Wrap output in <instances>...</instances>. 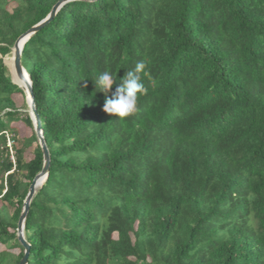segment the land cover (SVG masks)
I'll use <instances>...</instances> for the list:
<instances>
[{
    "label": "trees",
    "instance_id": "16d2710c",
    "mask_svg": "<svg viewBox=\"0 0 264 264\" xmlns=\"http://www.w3.org/2000/svg\"><path fill=\"white\" fill-rule=\"evenodd\" d=\"M57 1L0 0V264L43 167L4 58ZM141 60L137 112L105 113L96 76ZM21 62L49 153L27 264H264V0H71Z\"/></svg>",
    "mask_w": 264,
    "mask_h": 264
},
{
    "label": "water",
    "instance_id": "95a60500",
    "mask_svg": "<svg viewBox=\"0 0 264 264\" xmlns=\"http://www.w3.org/2000/svg\"><path fill=\"white\" fill-rule=\"evenodd\" d=\"M71 1V0H58L51 8L49 13L46 15L45 18L40 20L38 23L35 25L31 26L29 29H27L25 32L20 34L18 38L15 40L14 45L12 47V68L14 72L16 73L17 77L24 82L25 86V94L27 97V102L29 106V113L31 116V119L33 120L34 126H35V134L38 138L39 145L42 149L43 152V167L39 173H37L32 180L29 190L26 194V197L23 201V205L21 208V211L18 216V221H17V228H16V235L18 238L19 243L23 247V256L21 257L20 261L18 264H27V258L29 254V243L26 241L25 236H24V221H25V216L28 211L30 201L33 198L37 187L41 186L45 178L47 177L48 173V166H49V153L48 149L46 146L45 139L42 135L41 131V124L39 120V116L37 114L36 108L34 106V101H33V94L31 91V86H30V80L28 73L26 72L25 68L22 65L21 62V50L26 42V40L34 34L38 29L43 27L45 24H47L55 15V13L58 11V9L66 2ZM93 1V0H89ZM12 81L16 83L13 79ZM18 84V83H16ZM19 85V84H18ZM24 89V88H23Z\"/></svg>",
    "mask_w": 264,
    "mask_h": 264
},
{
    "label": "clouds",
    "instance_id": "9594fccd",
    "mask_svg": "<svg viewBox=\"0 0 264 264\" xmlns=\"http://www.w3.org/2000/svg\"><path fill=\"white\" fill-rule=\"evenodd\" d=\"M145 68L146 63L141 60L136 63L134 68L127 70L122 78L118 79L117 73L113 74L107 70L96 76L93 81L95 90L105 94L103 105L105 113L126 119L137 112L139 97L147 94L148 91L141 75L142 73L147 75ZM114 84L115 88L113 89Z\"/></svg>",
    "mask_w": 264,
    "mask_h": 264
},
{
    "label": "rangeland",
    "instance_id": "374dc122",
    "mask_svg": "<svg viewBox=\"0 0 264 264\" xmlns=\"http://www.w3.org/2000/svg\"><path fill=\"white\" fill-rule=\"evenodd\" d=\"M13 6H14V3H12L9 7L11 8ZM10 56L11 55L5 56V58H4L5 61H6V58L10 57ZM10 71H11V68H10ZM11 76H12V73H11ZM20 88L22 89L23 94L22 93H15L13 95V99L15 100L16 105L20 109L23 110L24 109L23 108L24 107V103L26 102L27 106H28V102H27V97H26L24 89L22 87H20ZM27 110H29V106H28ZM32 122H33V120H32ZM12 126L17 129L18 137L21 138V139L24 138V137H29V136L32 135V133L35 132L34 123H33V127H30V126L26 125L25 123H23L22 121H18V122H13ZM37 144H39L38 140L33 142V144L26 150L25 157H26L27 160H29L33 156V149L36 147ZM2 205H3V203H2V201H0V207ZM8 210L11 211L12 208L8 207ZM5 250H9V249H7L4 245H0V252L5 251ZM9 251L13 252L14 254H17V253H19L20 249L19 248H14V249H11Z\"/></svg>",
    "mask_w": 264,
    "mask_h": 264
},
{
    "label": "bare ground",
    "instance_id": "6f19581e",
    "mask_svg": "<svg viewBox=\"0 0 264 264\" xmlns=\"http://www.w3.org/2000/svg\"><path fill=\"white\" fill-rule=\"evenodd\" d=\"M6 63L10 66L11 68V73H12V78L13 80L19 84L20 87L24 88L25 90V86H24V82L23 80L19 79L16 75V73L14 72L13 68H12V55L10 57H8L6 59ZM26 91V90H25ZM38 188V187H37Z\"/></svg>",
    "mask_w": 264,
    "mask_h": 264
},
{
    "label": "built area",
    "instance_id": "2783aa9c",
    "mask_svg": "<svg viewBox=\"0 0 264 264\" xmlns=\"http://www.w3.org/2000/svg\"><path fill=\"white\" fill-rule=\"evenodd\" d=\"M11 144V141L10 140H8V145H10Z\"/></svg>",
    "mask_w": 264,
    "mask_h": 264
}]
</instances>
